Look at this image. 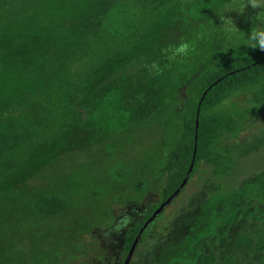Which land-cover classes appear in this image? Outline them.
<instances>
[{"label":"trees","instance_id":"16d2710c","mask_svg":"<svg viewBox=\"0 0 264 264\" xmlns=\"http://www.w3.org/2000/svg\"><path fill=\"white\" fill-rule=\"evenodd\" d=\"M233 3L0 0V264L102 261L97 234L146 202L122 264L138 237L130 264H264V169L239 172L264 154V49L244 43L264 9Z\"/></svg>","mask_w":264,"mask_h":264},{"label":"rangeland","instance_id":"374dc122","mask_svg":"<svg viewBox=\"0 0 264 264\" xmlns=\"http://www.w3.org/2000/svg\"><path fill=\"white\" fill-rule=\"evenodd\" d=\"M184 90V89H183ZM179 89V100H180V107L176 110V113L179 112V110L183 107L185 102V95L184 91ZM181 111V110H180ZM259 115L255 116V130L253 132H249L244 134L239 140H233L231 142V145L233 146H240L244 147L245 149L248 148L250 145V140L253 139L255 133L259 132V128L262 124L261 120H259ZM263 160H259V157H251L249 159H245L242 163V167L239 169L240 177L241 176H247L252 177L256 171L263 170L264 169V154L262 155ZM262 167V168H261ZM206 176V174L201 173L198 177ZM198 177L196 180L191 183L188 192L183 196V198L178 202L180 205L182 202L188 203V199H191L193 194L197 191V183H198ZM243 178V177H242ZM156 195L151 196L150 199H152V203H155L156 201ZM178 203H174L170 206L169 210H167L164 215H167V219H170L172 216H174V213L178 212V209L180 208V205ZM183 203V204H184ZM151 203L146 202L142 203L139 207L134 208H117L115 211L116 216V222L114 224V228L112 230L108 231H102L97 234L99 240L102 243V250H103V258L102 261L94 258L90 261H86L84 264H122L124 259V253H123V238L125 231L134 225L142 216L145 209L150 205ZM168 212V213H167ZM164 217V216H163ZM98 257V256H95ZM80 264V263H78Z\"/></svg>","mask_w":264,"mask_h":264},{"label":"clouds","instance_id":"9594fccd","mask_svg":"<svg viewBox=\"0 0 264 264\" xmlns=\"http://www.w3.org/2000/svg\"><path fill=\"white\" fill-rule=\"evenodd\" d=\"M251 5L253 9H264V0H247V4L244 3V0H239V3H233L226 5L227 8H239L240 13H244L246 7ZM259 19L264 21V11L258 13ZM223 30L229 33V38L236 36L237 29L233 24V21L230 18H225V23ZM238 39L243 40V37L240 36ZM244 43L250 47H259L264 49V28H255L252 30L250 37ZM194 48L188 43H182L179 46H172L169 49L170 58L176 60L177 58H186L192 55Z\"/></svg>","mask_w":264,"mask_h":264},{"label":"water","instance_id":"95a60500","mask_svg":"<svg viewBox=\"0 0 264 264\" xmlns=\"http://www.w3.org/2000/svg\"><path fill=\"white\" fill-rule=\"evenodd\" d=\"M199 112L200 111H198V114H199ZM198 127H199V123L197 122V129H198ZM193 166H194V161H193V164H192V167H191V170H190V172H192L193 171ZM188 181H189V176L186 178V180H185V182H184V184L181 186V188L183 189L184 187H185V185L188 183ZM180 193V191H178V192H176L165 204H163L157 211H156V213L154 214V216H153V218H151L150 220H149V222L146 224V226H145V228H148V226L150 225V224H152L153 223V221L168 207V206H170L171 205V203L174 201V199L178 196V194ZM139 241H140V237H138L137 238V240H136V242H135V244H134V246H133V248H132V250H131V252H130V254H129V256H128V258H127V261H126V263L125 264H130V262H131V259H132V257H133V254H134V252H135V250H136V247L138 246V244H139Z\"/></svg>","mask_w":264,"mask_h":264}]
</instances>
